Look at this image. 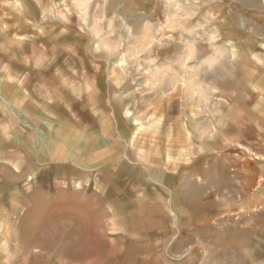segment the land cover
<instances>
[{
    "label": "rangeland",
    "instance_id": "rangeland-1",
    "mask_svg": "<svg viewBox=\"0 0 264 264\" xmlns=\"http://www.w3.org/2000/svg\"><path fill=\"white\" fill-rule=\"evenodd\" d=\"M50 1L37 26L59 29V54L75 59L76 73L90 59L112 101L124 104L136 141L184 161L187 186L217 203L218 233L201 253L189 247L187 264H264V0ZM163 108L180 117V128L163 129ZM148 120L159 126L147 129ZM52 224H43V239L23 234L28 251L22 241L9 242L19 255L2 264L180 262L176 241L154 247L169 255L161 260L140 249L149 245L142 240L103 253L81 241L89 222L75 224L72 243L64 223Z\"/></svg>",
    "mask_w": 264,
    "mask_h": 264
},
{
    "label": "crops",
    "instance_id": "crops-1",
    "mask_svg": "<svg viewBox=\"0 0 264 264\" xmlns=\"http://www.w3.org/2000/svg\"><path fill=\"white\" fill-rule=\"evenodd\" d=\"M50 2L0 0V259L19 255L9 242L22 241L28 251L23 234L43 239L46 222L64 223L68 243L75 224L89 222L81 241L99 252L142 240L149 245L140 249L161 260L169 255L154 247L176 241L173 257L187 264L186 250L201 253L203 241L218 233L217 203L187 186L184 161L165 160L164 147L136 141L124 104L112 101L90 59L76 73L75 59L59 54V29L37 26ZM169 110L163 108V129L180 128ZM27 225L36 230L22 229ZM49 234L53 242L59 230Z\"/></svg>",
    "mask_w": 264,
    "mask_h": 264
}]
</instances>
